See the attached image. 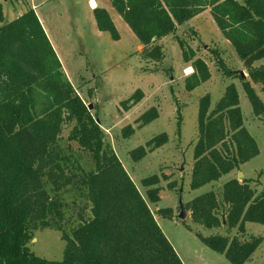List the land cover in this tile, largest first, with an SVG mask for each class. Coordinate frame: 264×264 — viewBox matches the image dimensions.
I'll return each mask as SVG.
<instances>
[{
  "label": "trees",
  "instance_id": "trees-1",
  "mask_svg": "<svg viewBox=\"0 0 264 264\" xmlns=\"http://www.w3.org/2000/svg\"><path fill=\"white\" fill-rule=\"evenodd\" d=\"M142 45L144 59L162 62L161 40L175 35L178 25L207 8L223 35L247 64L264 59V0H109ZM97 27L120 39L115 22L104 7L94 8ZM4 13L0 4V22ZM183 61L193 71L185 78L192 91L211 78L207 62L183 38L176 36ZM229 77H240L255 116L264 114V65L249 70V79L221 62ZM136 90L121 102L128 111L140 103ZM210 94L199 102V137L194 148L190 186L193 190L219 181L256 157L259 147L244 124L235 83L227 85L213 110ZM160 116L151 106L136 119L142 128ZM77 93L37 15L30 8L0 26V264H184L164 234L154 212L105 139L102 123ZM65 126L70 130L63 144ZM181 121L178 122L180 132ZM131 124L123 136L135 133ZM169 141L164 132L132 150L140 161ZM87 154L86 168L74 145ZM251 179L232 178L220 193H202L186 204L195 223L208 229L225 225L246 232V223L264 225V189ZM157 174L142 179L153 203L160 201ZM67 195L85 201L74 221ZM166 210H159L171 218ZM67 225L70 229H67ZM56 229L66 241L61 260L36 255L29 242L38 230ZM198 237L232 264H246L262 237L213 234Z\"/></svg>",
  "mask_w": 264,
  "mask_h": 264
},
{
  "label": "rangeland",
  "instance_id": "rangeland-1",
  "mask_svg": "<svg viewBox=\"0 0 264 264\" xmlns=\"http://www.w3.org/2000/svg\"><path fill=\"white\" fill-rule=\"evenodd\" d=\"M91 0H0L4 21L7 23L30 8H34L62 63L69 80L77 93L87 104H93L91 111L98 116L109 142L126 168L141 194L147 200L155 218L166 237L174 246L184 264H232L224 254L207 246L197 235H238L242 239L262 237V242L246 264H264V225L256 222L246 224V232L237 228L229 231L225 225L208 229L193 221L191 211L183 220L179 217V195L183 190V201L187 204L196 196L210 190L220 193L223 184L232 178L251 179V186L261 192L264 189V114L255 116L252 104L240 77H229L223 71L221 62L239 74L264 65V59L247 64L236 52L232 43L223 35L214 21L211 9L207 8L196 17L178 25L176 36L183 38L197 56L203 58L211 71L209 81L192 91L186 90L185 78L192 71L190 64L183 61L182 50L175 35L161 40L165 59L154 62L144 59L142 46L109 0H95L100 7H109L115 17L120 39L115 40L110 32L100 31L90 7ZM235 83L239 92L244 124L256 139L260 153L233 170L219 181L209 183L200 189L190 186L195 162L194 148L198 141V114L200 99L211 96L213 110L223 96L227 85ZM261 98L264 93L260 85L253 84ZM144 92L140 103L126 111L121 102L136 90ZM151 106H156L160 116L146 126L139 128L136 119ZM181 121L180 132L178 122ZM131 124L135 133L130 138L123 136V128ZM70 127L65 126L63 144L66 145ZM166 132L169 141L163 146L148 151L140 161H134L132 150L153 137ZM75 154L86 167L92 166L89 156L76 143ZM242 172L240 176L239 173ZM157 174L160 178V201L153 203L147 194L148 188L142 179ZM74 196L67 195L71 221L74 214L84 206L83 199L73 203ZM159 210H166L171 218L164 217ZM67 229L70 226L67 225ZM66 241L62 232L44 228L35 233L29 247L38 256L49 260H61Z\"/></svg>",
  "mask_w": 264,
  "mask_h": 264
},
{
  "label": "water",
  "instance_id": "water-1",
  "mask_svg": "<svg viewBox=\"0 0 264 264\" xmlns=\"http://www.w3.org/2000/svg\"><path fill=\"white\" fill-rule=\"evenodd\" d=\"M240 74L242 77H244V78L246 77L244 72L241 71ZM92 108H93V104H89V109L91 110ZM97 122L101 123L99 118H97ZM239 175L241 176L242 172H240ZM179 193H180V195H179V207H180L179 217L184 220L188 215V209L186 207V204L183 201V190H182V188L180 189Z\"/></svg>",
  "mask_w": 264,
  "mask_h": 264
},
{
  "label": "crops",
  "instance_id": "crops-1",
  "mask_svg": "<svg viewBox=\"0 0 264 264\" xmlns=\"http://www.w3.org/2000/svg\"><path fill=\"white\" fill-rule=\"evenodd\" d=\"M97 5H98V3H97ZM98 7V6H97ZM104 8H106L108 11H109V13H110V15H111V17H112V19H113V21L115 20V17H114V15H113V13H112V11H111V9L109 8V7H104ZM92 9V8H91ZM94 10V9H93ZM115 22V21H114ZM42 23V22H41ZM43 25V24H42ZM44 27V26H43ZM45 29V28H44ZM45 31H46V29H45ZM47 33V32H46ZM121 37V36H120ZM142 46V45H141ZM191 66H189V68H190ZM192 68V67H191ZM191 71H193V68H192V70ZM247 224V223H246Z\"/></svg>",
  "mask_w": 264,
  "mask_h": 264
},
{
  "label": "bare ground",
  "instance_id": "bare-ground-1",
  "mask_svg": "<svg viewBox=\"0 0 264 264\" xmlns=\"http://www.w3.org/2000/svg\"><path fill=\"white\" fill-rule=\"evenodd\" d=\"M91 3H90V6H91V4L96 8L98 5H97V2L95 1V0H91L90 1ZM190 70H192V68L190 69Z\"/></svg>",
  "mask_w": 264,
  "mask_h": 264
},
{
  "label": "built area",
  "instance_id": "built-area-1",
  "mask_svg": "<svg viewBox=\"0 0 264 264\" xmlns=\"http://www.w3.org/2000/svg\"><path fill=\"white\" fill-rule=\"evenodd\" d=\"M91 3V2H90ZM92 9H94L95 7L91 4V6H90Z\"/></svg>",
  "mask_w": 264,
  "mask_h": 264
}]
</instances>
